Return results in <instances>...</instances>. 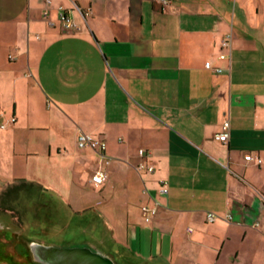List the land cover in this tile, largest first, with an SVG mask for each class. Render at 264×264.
<instances>
[{"label": "crops", "instance_id": "obj_1", "mask_svg": "<svg viewBox=\"0 0 264 264\" xmlns=\"http://www.w3.org/2000/svg\"><path fill=\"white\" fill-rule=\"evenodd\" d=\"M170 1L0 0V218L14 231L17 215L21 238L115 264H264V0ZM141 148L151 173L135 169Z\"/></svg>", "mask_w": 264, "mask_h": 264}, {"label": "built area", "instance_id": "obj_2", "mask_svg": "<svg viewBox=\"0 0 264 264\" xmlns=\"http://www.w3.org/2000/svg\"><path fill=\"white\" fill-rule=\"evenodd\" d=\"M162 9H166L170 5V0H155ZM47 3H50V0H46ZM81 12V11H80ZM84 17H87L91 11L90 9H86L85 11L81 12ZM43 17L48 16V10L45 9L43 11ZM58 19L60 21V26L62 29L66 31H78L80 29L79 25H77L68 15L67 11L61 9L58 7ZM48 25L54 26V22L51 20L47 21ZM231 41H232V35L230 32L225 33L220 41H219V48L220 52L218 54V58L220 60H225L230 58V50H231ZM205 68L212 69L216 73H220L222 71V67H213L210 61H206L204 63ZM9 122L14 123L15 117L10 116ZM1 128H5V125L2 124ZM229 120L225 119L221 124V131L216 133L214 135V138L220 142L226 143L229 138ZM76 146L79 149H91L93 151H96L98 154H100L104 158V163H109V158L104 154V150L106 148V143L100 139L99 137H96L92 134L79 131L76 136ZM150 155V152L146 151L145 149H139L138 150V156L139 161L135 165V169L138 173L148 172L151 173L154 171V166L151 163H148L146 161V158ZM244 159L246 161H255L257 164H261L262 160L258 156H254L252 154H247L244 156ZM107 178V173L104 170H95L92 175L90 176V183L93 186H99L102 184ZM159 192L161 194H167L168 189L166 187L165 182H162V185L159 189ZM159 205L158 201H155L153 205H142L140 207L143 219L145 222H150V220L155 216L157 212V206ZM216 218H219V216L216 213L208 212L206 214V219L208 222H213ZM228 220L231 219L230 215H227L226 217ZM191 230V229H188Z\"/></svg>", "mask_w": 264, "mask_h": 264}, {"label": "water", "instance_id": "obj_3", "mask_svg": "<svg viewBox=\"0 0 264 264\" xmlns=\"http://www.w3.org/2000/svg\"><path fill=\"white\" fill-rule=\"evenodd\" d=\"M27 247L38 264H115L109 257L86 247L61 248L34 240Z\"/></svg>", "mask_w": 264, "mask_h": 264}, {"label": "rangeland", "instance_id": "obj_4", "mask_svg": "<svg viewBox=\"0 0 264 264\" xmlns=\"http://www.w3.org/2000/svg\"><path fill=\"white\" fill-rule=\"evenodd\" d=\"M19 228H20L19 226H16V233L18 236H17V240L15 243H16V246L18 247H15L14 243H11L10 246H8L7 248H4L5 250L4 252L0 248V251H1L0 253L3 252L2 255L0 256V264H38L37 262L33 260L30 249L27 247L28 243L31 242L32 240L21 238L22 235L19 232ZM38 240L44 244L58 246L61 248L73 247V246H66L67 244H65L63 241H58V240L50 241L42 237L38 238Z\"/></svg>", "mask_w": 264, "mask_h": 264}, {"label": "flooded vegetation", "instance_id": "obj_5", "mask_svg": "<svg viewBox=\"0 0 264 264\" xmlns=\"http://www.w3.org/2000/svg\"><path fill=\"white\" fill-rule=\"evenodd\" d=\"M1 211V208H0ZM11 220L13 222V225L19 226V227H23V223L21 222V220L19 219V217L17 215H15L13 212H11ZM0 225H1V230H0V248L1 250L4 252V248H7L8 246H10L11 243H14L15 247L16 246V240H17V233H16V229L13 231V229L11 227H7L5 226L4 221L0 218ZM20 234L22 235L23 233L20 232ZM24 235V234H23ZM25 236V235H24ZM18 249V248H16ZM1 252V251H0ZM2 252V253H3ZM2 253H0V256L2 255Z\"/></svg>", "mask_w": 264, "mask_h": 264}]
</instances>
